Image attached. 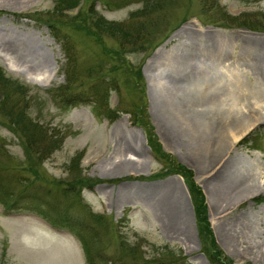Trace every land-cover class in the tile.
<instances>
[{"label":"rangeland","instance_id":"rangeland-1","mask_svg":"<svg viewBox=\"0 0 264 264\" xmlns=\"http://www.w3.org/2000/svg\"><path fill=\"white\" fill-rule=\"evenodd\" d=\"M148 2L144 10L135 0H0V55L31 37L47 63L44 69L32 56L15 58L25 68L45 70L36 77L16 65L7 69L0 56V185L7 192L41 194L55 211L89 218L94 233L85 250L66 230L34 214L7 215L0 206V264H126L119 249L138 263L168 264L166 245L188 264H210L205 252L211 243L230 264H264V77L258 72L264 67V0H217L205 9L200 0ZM133 13L137 22L127 25L131 38L124 48L95 26L97 18L124 23ZM234 19L244 26L232 25ZM62 41L84 75L99 63L100 77L116 85L102 114L90 105L67 107L55 94L65 83ZM202 51L221 52L224 59L219 65L197 62L205 83L196 96L205 101L225 84L224 109L257 114L229 132L210 166L199 161L195 141L178 127L180 115L163 107L181 89L164 77L193 64ZM109 110L112 120L104 116ZM195 116L208 124L224 115ZM240 116L250 115H227ZM126 154L137 163L134 170L99 168L128 162ZM237 160L250 175L248 191L222 212L210 211L219 193L235 187L238 167H230ZM173 190L181 202L176 212L168 208Z\"/></svg>","mask_w":264,"mask_h":264},{"label":"bare ground","instance_id":"bare-ground-1","mask_svg":"<svg viewBox=\"0 0 264 264\" xmlns=\"http://www.w3.org/2000/svg\"><path fill=\"white\" fill-rule=\"evenodd\" d=\"M20 48V51H16ZM15 51V52H13ZM256 51L250 55V59L256 58ZM264 53V52H263ZM3 59L4 65L7 69L13 65L17 66V70H21L26 74H32L36 77L42 75L45 70L40 68H25L22 65L18 64L15 61L17 57L21 59L27 58L32 56V60L38 62L37 65L41 67L47 68L46 57L45 54L36 47L35 41L33 38L28 37L26 44L22 46L19 45L13 46V50H5L2 49V53L0 55ZM194 62L190 66L181 67L177 70L174 76H166L164 80L167 83H171V85H178L180 86V94L171 98L170 96L165 99V104L163 107L168 114H179L178 118V127L181 130H186L185 132L188 133L191 138L195 141L194 151L196 155L199 157V161L203 162V165L210 166L214 163H217L219 160L222 151L225 149L227 145L228 135L230 131L238 130L244 124H251L252 121V109L248 110V112L240 111L233 112V109H224L221 105V93L228 90L227 85H222L219 90L216 89L214 95L208 98L207 100L203 101L200 100L196 94L195 90L199 85L205 83V78H203L202 74L198 71L197 62H208V63H216L217 65L223 63V55L221 52L219 54L209 53V52H200L199 54L194 55ZM199 59V61L197 60ZM16 70V71H17ZM54 74L56 73V65L52 69ZM48 71H46L47 73ZM259 75L263 78L264 77V67H258ZM44 73V76L46 75ZM43 76V77H44ZM36 82L43 81L42 78H37ZM40 82V83H41ZM193 89V90H192ZM216 107V108H215ZM213 108L214 110H211ZM240 112V113H239ZM255 113V111H254ZM195 115H224L223 118H218L217 116L214 119H211V122L208 124H204L203 122H199L198 116ZM227 115H250V116H240L238 117H227ZM169 116V115H168ZM249 117V118H245ZM204 124V125H203ZM129 149L132 153H139L132 147L129 146ZM125 160H129L125 163L114 164L111 168L107 169L105 165L99 166L101 171L107 173H116L119 171L129 170L132 171L134 168L137 167V163L133 161V158H129L126 154L124 156ZM129 158V159H128ZM132 159V160H130ZM238 167V170L236 168ZM231 172L236 170L237 174L235 175V187L231 189H227L222 193H219L216 197L217 200L215 202V198L213 199V203L210 205V211L212 208L215 210L217 209L218 212L223 211V207H227L228 204L233 202L242 194L248 191V187H245V183H248V172L246 174L245 164L242 160H237L232 163L231 165ZM241 170L245 171V174H242ZM138 171V169H137ZM250 177V175H249ZM180 198L179 193L176 190H173L171 193V199L168 204V208L176 212L181 208L180 206ZM216 204V205H215ZM216 211V212H217ZM181 215V220H183L182 212H179ZM251 227V226H250ZM188 228L185 225L183 228L182 235L183 237L188 238ZM227 244L233 248L234 240L227 239Z\"/></svg>","mask_w":264,"mask_h":264},{"label":"trees","instance_id":"trees-1","mask_svg":"<svg viewBox=\"0 0 264 264\" xmlns=\"http://www.w3.org/2000/svg\"><path fill=\"white\" fill-rule=\"evenodd\" d=\"M135 1L142 3L144 10L148 9L146 6L149 3L148 0ZM200 4L204 9L205 7L212 8L213 6L217 5V0H200ZM122 6V4H115L114 8L119 9ZM109 8L112 7L109 6ZM136 16L137 13L131 14L124 23H112L105 20H99L97 18L95 19V26L103 27V30L105 32H109L111 35L117 38L122 46V44L125 42L130 43V34L125 29L127 25L137 22L135 21ZM236 21L237 19H234L232 21V25L235 24L244 26V24H237ZM62 50L66 60L62 69L65 76V83L64 85L57 88L55 94L67 107L72 105L76 106L78 104L90 105L95 111L97 110L99 114H102L103 109H108L109 94L111 93V90L116 89V85L111 83V79L107 78L106 82H104V79L100 77V74H102V66H99V63L96 64L97 66H91L84 75L80 69V66H78V59H76V55L73 53L72 48L70 49V45L66 41H62ZM0 76H2L1 70ZM135 81L137 82V79ZM107 112L108 113L104 116L106 118L112 116L109 118V120H112L115 115H113L110 110ZM40 137L42 142L46 143V134H40ZM151 138V131L148 129V139L151 140ZM49 202L50 201L47 200L45 196H41V194H22L15 191L11 192L9 190L7 192V190L0 185V206L2 207L4 213L7 215L11 213L34 214L43 219L52 228L66 230L82 244L85 250L88 249L91 246L90 237L94 234L89 223V218L85 219L76 217L72 214L70 215L66 210L59 211V209H56L55 211L49 206ZM163 248L166 250L164 255L167 257V255L170 253V258H172V260L168 261V264H188L181 254L173 251L175 249H172L167 245ZM205 253L210 264H230V262L224 258V255L220 253L214 243H211L210 247L207 248ZM118 254V258L122 259L125 257L129 260L126 264H150L144 259L138 263L137 259L131 258L129 253H123L120 249Z\"/></svg>","mask_w":264,"mask_h":264}]
</instances>
